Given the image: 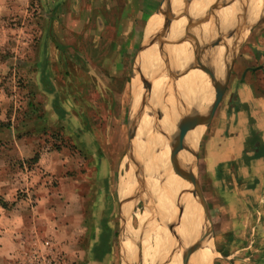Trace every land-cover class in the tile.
<instances>
[{
    "label": "rangeland",
    "instance_id": "374dc122",
    "mask_svg": "<svg viewBox=\"0 0 264 264\" xmlns=\"http://www.w3.org/2000/svg\"><path fill=\"white\" fill-rule=\"evenodd\" d=\"M103 1L112 0H16L12 8L0 3V264H20L34 247L40 248L45 242L49 243L47 249L37 250L59 260L76 259L80 252L87 260H106L114 238L109 223L116 235L119 232V219H115L119 210L117 182L126 173L133 179L138 172L133 169L137 156L132 151L127 153L128 67L116 64L121 59L117 55L122 44L130 45L131 41L113 40L112 47L113 38L107 32L102 37L109 38L100 39L102 32L96 24L100 11L96 7ZM113 1L109 20L119 22L113 24V37L118 32L122 40H128L131 31L136 32L128 50L137 55L144 29L141 11L147 9L144 2L150 1ZM122 3L132 8L134 24H120L125 20ZM195 3L192 9H196ZM198 9L191 14H198ZM225 11L233 17L232 9L224 8L222 14ZM261 16L241 55L243 64L247 61L246 65L253 67L243 65L235 75L237 82L243 81L247 70L264 64V9ZM179 22V28L185 25L184 19ZM254 52L258 56L252 60ZM237 60L238 56L231 61ZM252 74L248 81H261ZM230 92L234 99L228 111L237 113L239 91L235 88ZM137 141L144 150L146 144L139 138ZM195 148L198 151L200 143ZM191 162L188 174L192 171L196 177L203 198V191L209 194L205 200L211 217V224L206 222L207 234L213 232L215 245L220 253H226L224 258L215 253L211 264H264V243L258 242L260 237L264 240V234L256 231V226L264 224V212L260 217L256 210H264V202L259 205L258 200L264 196L263 187L259 193L253 183L242 184L245 176L238 173L227 176L224 192L215 195V188L205 185L198 159L192 156ZM262 171L264 168L252 170V179L260 178ZM185 183V192H191L193 185ZM248 192H254L257 199L241 200L240 196L246 197L243 193ZM178 195L168 225H173L180 209L185 208V201L177 205ZM154 199L158 206L157 196ZM136 206L145 209L142 201L135 202ZM18 235L28 243L32 237L34 246H28L19 260L15 259L14 246ZM255 240L258 243H253Z\"/></svg>",
    "mask_w": 264,
    "mask_h": 264
},
{
    "label": "crops",
    "instance_id": "0c3cea01",
    "mask_svg": "<svg viewBox=\"0 0 264 264\" xmlns=\"http://www.w3.org/2000/svg\"><path fill=\"white\" fill-rule=\"evenodd\" d=\"M148 1L150 2L148 3L144 2L143 4V6L147 9L144 10L143 8L141 11L140 21L141 23H143L144 29L140 43L143 44L146 39L152 38L153 39L152 47H154L155 49L154 53L158 55L159 62L155 71L159 79L162 80L163 96L162 93L160 94L159 98L158 96L156 97L153 96L152 99L155 98L156 101H152V99H149L150 95L148 94L149 91L151 94L152 91L151 89L153 88V84L147 72L145 71V68H143V63L141 62V59L140 60L138 59L140 57L138 56V54L134 55V53L132 54L131 50H128L131 47V43L137 38L136 32L134 33L133 31H131L130 34L131 39L128 40H122L119 37L120 35L118 34V32H116L115 36L113 37V24L118 25L119 22L113 23L111 19L109 20L110 17L109 12L113 10L115 2L113 0L103 1L101 7H96L100 11L99 15L96 16V18L99 17L96 20V24L100 26V30L102 32L100 39L106 40L107 38H109V36L107 38H104L105 33L107 32L108 35H110L113 38L111 40L112 47H113V40L131 41V43H129L130 45H128V43L126 42L122 44L124 45V47H121L119 54L117 55V57L121 59L116 63L117 65H120L122 67L124 64H126V66L128 67V81L125 84L128 94V105H127L126 118H125L126 129H127L126 136L129 145V149L127 150V153L129 151H132L135 157L134 143L138 139L137 136H139L138 129L142 119L147 117L151 121V130H150V134L143 137L144 139L143 138L141 139L142 136L139 138V140L142 143L147 138V136L149 137L151 135V137L149 138H153L155 137L156 133L158 136L161 135V137H164L166 140L168 138V140L171 143L172 149L174 147H178V145L175 143V141H173L171 134L179 138H182L183 141L191 145V148L192 145L196 146L198 145V143H200V148L197 151L198 165L200 164L202 169H204L203 177L205 178V185L207 184V186H209L213 190L215 188V192H216L215 195L224 192L223 187L227 176L231 177L233 175L234 177H236L235 175H237L238 173L245 176L244 178H242L243 180L238 179V180H242L241 181L242 184L249 186L253 183L255 186L258 187L256 189L259 190V193H261L260 191L261 187H263V191H264V171L261 172L260 178L257 179H252V174L254 175V172H256L257 170L260 171L261 168H264V64L259 66L257 65L255 66L254 69L247 70L246 73L244 74L245 76L243 78V81L241 82H237L235 75L237 74L238 70L240 71V68L243 65H246L248 63L246 61V63L243 64V60L245 59L241 58V55L245 48L244 43L245 40L249 38V35L251 34L254 28L253 26L257 25L256 21L261 20L262 18L261 12L264 9L263 8L264 5H260L259 3L260 0H245L247 3L244 0H242L243 2L240 0H234V1L218 0V2L215 0H213L212 2H210V0H195L196 3L194 6L196 9L199 8L198 14L192 15L191 12L193 13L194 10H196L191 8V4L194 3V0H181L183 3L182 7L179 6L180 4H175L174 7H172V0H167V3H164L163 0L161 3L159 2V0L158 1L155 0V2L154 0H148ZM248 1L250 3H248ZM253 1L256 2L254 3ZM204 2H209L211 4V8L203 7ZM0 3L2 5L7 4L8 5L7 8L10 7L12 8L13 3H17V2L16 0H3V2L2 0H0ZM123 4L124 3H122L121 5L123 6V10H124L123 13H125L124 14L125 20H123V22H120V24H129V25L134 24L135 19L132 16V8L128 9V6L126 4L124 5ZM151 4L153 5V8H151L152 7ZM201 4L202 7H200ZM245 5L246 8H249L250 11L249 15H246L248 13L244 12ZM59 6H62V3H60ZM236 7H239V10ZM224 8H226V10L232 9L233 17H230L228 11H225L223 17L218 18L219 15L217 16L216 14L217 13L219 14V12L221 13V11ZM214 11L216 12L215 15L213 14ZM126 14H130L131 15L130 18H128ZM154 15L158 17L159 24L156 29V32L152 35V37L149 38V35L146 34V28L149 24V21ZM224 15L233 18L232 21L230 20L229 25L225 24V21L223 20ZM246 16L247 17L249 16L248 17L249 19ZM126 18H128V20H126ZM179 19L185 20V25L182 26L181 28H179L176 24V21L180 23ZM214 19L218 21H214ZM209 21L212 23H210ZM208 23L210 24L208 28L211 29H207V26L209 25ZM173 24L174 27L172 26ZM230 25L232 26L234 25L233 28L232 27L230 28ZM172 27L174 28V32H176L177 30L178 31L177 33L179 34L173 33ZM205 28H206V32H205ZM232 29L234 30L231 31ZM199 34L200 36H198ZM232 39L233 41H231ZM173 40L176 43L172 42ZM184 40L186 43H184ZM188 41H191L189 42L190 44L187 43ZM209 42L212 43L210 44V46H209ZM174 43H175V48L178 47H179L178 49L181 48L180 50L177 51V54L175 53L174 50L173 52L171 48L174 46L172 45ZM192 43L193 45H191ZM199 44H203V45H201L200 47ZM217 44L218 46L216 47ZM262 47L264 48V45ZM175 48L173 47V49ZM235 52H237L238 60L236 63H233L231 60L232 57H235ZM110 56L113 57V54H111ZM184 56H186L185 60H181V57ZM202 56L204 57L202 58ZM253 56L254 58H252V60H254L258 55L256 54V52H254ZM261 58H264V54H262ZM138 60L140 64L139 66L135 67L136 61ZM127 64H129V66ZM251 65L252 64H248L245 67L251 68L253 67ZM196 69H199L198 74L199 72L201 73L198 75L199 78H201L199 80H195L194 78H192L193 76H197ZM252 72H253L252 75H256L257 77L262 78L261 81H255V82L248 81L249 73ZM135 75L138 76L137 77L138 81L134 80ZM188 77L190 78L189 80ZM176 80L178 81V83ZM174 82H176L175 86H173ZM179 83H181L182 85H180ZM202 86L205 89L208 88V92L205 96H202V94L199 91ZM235 88H237L239 91V96L237 100V113L228 111L229 104L232 103L234 99V97L230 94L231 93L230 89H235ZM146 96L149 97L147 98ZM144 101L146 102L147 106L146 104L143 105ZM198 101L200 102L199 104L202 103L203 107L202 105L200 106L197 105ZM134 106L135 108L137 107L136 110L133 108ZM145 107L148 108L146 109ZM199 110L201 111V113L199 112ZM197 111L199 112V114ZM206 111H208L209 114ZM197 114L199 115V117ZM160 116H161V121H160ZM157 121H160L159 122L160 124L159 123L156 124ZM166 123L168 124L167 125L168 127H171V132H169V134L166 130L164 131V127H165L164 125ZM131 125L133 127V132L130 135L129 127H131ZM161 128H163V130ZM196 131H198V133L194 135ZM193 136H195L194 139L192 138ZM241 139L249 140V141L244 143ZM189 141H191L193 144H191ZM234 143L237 144L233 145ZM171 146H170L169 154L172 153L173 151L171 149ZM180 151L181 152L184 151V153H186L189 156V158L192 159V155L190 154L189 151H187L186 148L185 149L183 148L182 150L180 148ZM174 159L175 156L170 159V167H171V172L175 174V176H177L178 179L176 180L174 185H172V183L171 186L168 185L170 186V189H168V186L164 187L165 184L163 183L165 179H162L163 177L161 178L159 174L156 175L155 172L149 167V165H147L148 171L151 170L150 173L152 172L153 173L150 176L147 174L145 175L144 165L139 164L137 161H136L137 165H135L133 169L138 170L137 169L138 167L142 172L139 171H138L139 173L135 172V178L133 179H131L129 176H128L129 178H127L126 177L127 173H126L121 177L119 182H117L119 185V191H117L119 210L117 215L115 214V219L116 217H118L120 229L118 234L116 235L115 234L116 231L114 230L115 229L114 225L112 226L110 223L108 225V230L109 231L113 230L114 238H113V242L111 241V243L109 244V249L106 254L107 257L106 260H99L96 258H90L87 260L86 258H84L85 253L80 252L76 257V259L67 257V261H64L62 258L60 260L61 261L60 264H167V262L164 263L165 259L159 260L160 256H164L163 255L164 253H166L165 258L169 259L170 260L169 262H171V264H174V262L178 264L177 262L178 259L174 258L173 254L169 250H167L168 247H173L183 254H187V253L190 254L191 259L193 258V254H195L196 257L198 256L197 258L199 260V264L213 263V258L215 256V253L219 254L221 249L219 248V246H217V244L215 245V241H214L215 237L213 235V232L212 234H207L208 231H206L207 228L206 222L210 225L211 217L209 216V220H208L203 213L202 220L198 215H195L190 218V219L192 218L195 219L196 217V222H195L196 224H194L193 222L191 223L189 219H187V217H184L183 218L184 220L181 221L183 211L185 210L189 202L192 201L190 197L192 198L195 197L190 192L187 193L188 190L187 189L185 190L187 186H184L183 194L181 196L182 191L179 187V185H181L180 179L183 180L181 177V173L187 168L186 167L187 163L181 166L177 164L176 160L174 161ZM230 164H232L231 165L232 168H230ZM227 168H230V170H228ZM231 169H233L232 172ZM238 169L239 171L236 172V170ZM252 170H254L253 173ZM125 178H127L126 183L127 184L129 183L128 185L131 187L130 189L129 187L123 186L122 181L125 180ZM147 184L152 185L150 189L147 187ZM131 189L132 192H131V196L129 197L127 196V194ZM158 190H161L162 192L166 190L165 192L169 194L170 199L168 200V203L165 205L167 207L164 206V203L160 207L158 195L160 194L161 196L162 192ZM174 191L176 192V194ZM247 191H251V189H247ZM203 194H204V200H207L209 194L206 196V193L204 191ZM243 194H247V196L241 197L240 196L241 193L238 194V196H240V199L243 201H245L246 199L248 200L257 199V195L254 194V192H248ZM177 195L179 196L177 199L179 200L178 205L179 204L182 205V203H184L185 201L184 203L185 208L183 210L180 209L178 219L173 225H168L169 221L167 223L166 222L162 223L164 221H167L168 220L167 218H169L170 220L171 217H169V214H171L173 210H176L174 209V205H175L174 199L176 200ZM156 196L158 200V206L157 204L156 206L159 212L154 213V208L149 207L150 205L149 202L153 204L152 201H155L154 198H156ZM258 200H260L259 205L264 202L263 194L261 195V198ZM138 201H142L143 207L145 209L140 210L137 209V206L136 208L134 207L135 202ZM198 204L201 207L199 202ZM144 210H146L147 213H145ZM256 210L258 215L262 217L264 210L261 208ZM252 215L253 216L255 215L256 217L257 214L253 213ZM141 217H146L144 220L146 224L139 223V219ZM143 224L145 226L148 225L146 229H142L145 228ZM165 228L168 229V232L165 230ZM188 228L197 232V234L195 235L197 240V242L196 240L195 242L197 246L198 243H200L199 241L201 240H205L206 242V244L204 243L202 246H200L201 248L200 247L198 248L199 249L198 251H197V247H195L196 245L195 242L193 245L194 247L192 246V244H188L191 241V238H189L187 232ZM20 229L23 228L21 227ZM32 230L34 231V229L31 226V231ZM256 231L259 234L262 233L264 234V224H260L258 227L256 226ZM148 235H150V237L151 236L155 237L157 244L159 245L155 247L154 245L155 241L154 243H152L153 245L152 248L156 249V250L152 249L151 251V256L152 257L154 256L153 258L155 259L154 262H151L149 256H147L148 252L146 250L147 249L146 237ZM178 236L179 238L183 237L185 239L183 245H181L178 242L177 239ZM211 236H212V244L211 241L209 240V237ZM23 237L24 236L22 235H18L17 236L18 240L15 241L16 243H14V246L17 249L15 256V259L17 260L21 259L24 256L28 246H30L29 248L34 247L31 246V244H33L32 237L29 243L28 241L24 240ZM173 238H175V240H173ZM256 238L257 237H255V239ZM115 241H117V243ZM144 241L146 242V244ZM208 242L211 244L212 248ZM258 242L264 243V240H262L260 237V241ZM258 242L255 240L253 243H258ZM162 245L164 248L162 247ZM189 245H191L192 247ZM43 247L44 246H42L41 244L40 248L39 247L38 248L34 247V248L35 250L37 249L42 250ZM256 247L257 246H255V248ZM214 249H216V252L214 251ZM198 253L201 254L198 255ZM220 254L221 257L226 255L224 251H222ZM204 255L208 257H206L205 259ZM155 256L157 257L155 258ZM261 259H264V257L263 258L261 257Z\"/></svg>",
    "mask_w": 264,
    "mask_h": 264
},
{
    "label": "bare ground",
    "instance_id": "6f19581e",
    "mask_svg": "<svg viewBox=\"0 0 264 264\" xmlns=\"http://www.w3.org/2000/svg\"><path fill=\"white\" fill-rule=\"evenodd\" d=\"M213 0H210V2H212ZM215 1H217V0H215ZM234 1V0H233ZM240 1H242V0H240ZM245 1V0H244ZM181 0H172V7H174V5L175 4H181ZM243 2V1H242ZM246 2V1H245ZM254 2V1H253ZM256 2V1H255ZM254 2V3H255ZM247 3V2H246ZM248 3H250L249 1H248ZM253 3V4H254ZM259 3H260V5H264V0H260L259 1ZM227 4V3H226ZM229 4H230V2H229ZM232 4H233V2H232ZM242 4V3H241ZM243 4H245V3H243ZM214 5V4H213ZM239 5V4H238ZM256 5V4H255ZM241 6V5H240ZM239 6V7H240ZM253 6V5H252ZM181 7V6H180ZM203 7H205V8H211V4L209 3V2H204V4H203ZM239 7H236V8H238V10H239ZM251 8V7H250ZM252 8H254V7H252ZM264 8V7H263ZM245 11L244 12H246V13H248V14H246V15H249V13H250V11H249V8H246V5H245ZM256 10V9H255ZM181 11H182V9H181ZM212 12V11H211ZM216 12H217V10H216ZM215 11H214V15H215V13H216ZM218 12H219V10H218ZM237 12V11H236ZM235 12V13H236ZM253 12V11H252ZM255 13V12H254ZM213 15V16H214ZM217 16L219 15L220 16V18H222L223 17V14H222V12L220 13L219 12V14L217 13L216 14ZM239 15H241V14H239ZM235 16H237V15H235ZM253 16V15H252ZM240 17V16H239ZM247 17V16H246ZM245 17V18H246ZM249 17V16H248ZM247 17V18H248ZM214 18V17H213ZM219 18V17H218ZM236 18V17H235ZM238 18V17H237ZM217 19V18H216ZM249 19V18H248ZM248 19H246V20H248ZM221 20V19H220ZM223 20L225 21V24L226 25H229V22H230V20L232 21V19H230V17L229 16H227V15H224V18H223ZM238 20V19H237ZM208 21V20H207ZM211 21V20H210ZM209 21V22H210ZM214 21H218V20H215L214 19ZM206 22V21H205ZM210 23H212V22H210ZM158 24H159V19H158V17L157 16H153L152 18H151V20L149 21V24H148V26H147V28H146V34L147 35H149V38L150 37H152V35L156 32V29H157V27H158ZM176 24H179L177 21H176ZM209 24V23H208ZM213 25V24H212ZM245 25V24H244ZM173 27H174V24L172 25ZM178 26V25H177ZM210 26V24L207 26V29H211V28H208ZM214 26V25H213ZM212 26V27H213ZM234 26V25H233ZM172 27V32L173 33H175V34H179V33H177L178 31L176 30V32H174V28ZM219 27V26H218ZM239 27H240V25H239ZM217 28V27H216ZM231 28V27H230ZM229 28V29H230ZM234 29H232L231 31H233ZM199 31H201V30H199ZM198 31V32H199ZM210 31V30H209ZM205 32H206V28H205ZM216 32V31H215ZM219 32V31H218ZM181 33V32H180ZM201 33V32H200ZM212 33V32H211ZM214 33V32H213ZM237 33V32H236ZM233 34V33H232ZM235 34V33H234ZM184 35V34H183ZM198 36H200V34L198 35ZM213 37V36H212ZM235 37V36H234ZM233 37V38H234ZM242 37V36H241ZM183 38V37H182ZM218 38V37H217ZM215 39V38H214ZM176 40V39H175ZM178 40V39H177ZM186 40V39H185ZM185 40H184V43H186L185 42ZM172 42H175L174 40L172 41ZM178 42V41H177ZM189 42H191V41H188L187 43H189ZM176 43V42H175ZM175 43L174 44H172V45H174L173 47L175 48ZM193 43H195V42H193ZM193 43L191 44V45H193ZM205 43V42H204ZM207 43V42H206ZM219 43V42H218ZM222 43V42H221ZM190 44V43H189ZM210 44H212V43H210L209 42V46H210ZM215 44V43H214ZM180 45V44H179ZM200 45V47H201V45H203V44H199ZM221 45V44H220ZM177 46V45H176ZM187 46V45H186ZM189 46V45H188ZM218 46V44L216 45V47ZM173 47H171L172 48V51L174 50L175 51V53L177 54V51L178 50H180V49H178V48H175V49H173ZM205 47V46H204ZM215 47V46H214ZM213 47V48H214ZM231 47V46H230ZM219 48V47H218ZM220 48H221V46H220ZM154 51H155V49H154V47H151V48H149V49H147V51L143 54V57H142V61H146L147 63H148V66H149V71L151 72V74L152 75H157L156 74V68H157V65H158V62H159V59H158V55L157 54H155L154 53ZM173 51V52H174ZM181 54V53H180ZM180 56V55H179ZM182 56H183V54H182ZM176 57V56H175ZM204 56H202V58H203ZM185 58H186V56H184V58L183 59H181V60H185ZM139 60H140V58H138ZM199 59V58H198ZM217 59V58H216ZM139 60L138 61H136V64H135V67L136 66H139V64H140V62H139ZM177 60H180V59H177ZM200 63V62H199ZM214 64V63H213ZM197 66H198V64H197ZM216 66V65H215ZM218 66V65H217ZM195 67V66H194ZM138 68V67H137ZM143 68H145V65H144V63H143ZM177 69V68H176ZM182 69V68H181ZM135 70V69H134ZM141 70V69H140ZM198 70L199 69H196V71H197V76H193V75H191V76H193L192 78H194L195 80H199V79H201V78H199V74H201L200 72H199V74H198ZM142 71V70H141ZM140 71V72H141ZM145 71L147 72V70H146V68H145ZM177 71V70H176ZM175 72V71H174ZM191 72V71H190ZM194 72V71H193ZM192 74V73H191ZM209 74V73H208ZM138 76L137 75H135L134 76V80L135 81H138V78H137ZM140 77V76H139ZM146 77V76H145ZM206 78V77H205ZM190 78L188 77V80H189ZM209 79V78H208ZM139 80H141V79H139ZM144 80V79H143ZM177 80H178V78H177ZM176 80V81H177ZM193 80V79H192ZM134 81V82H135ZM152 81H154V80H152ZM186 81H187V79H186ZM186 81H185V83H186ZM191 81V80H190ZM193 82V81H192ZM136 83V82H135ZM177 83H178V81H177ZM183 83V82H182ZM195 83V82H194ZM180 85H182L181 83H179ZM176 85V82H174V85L173 86H175ZM179 85V86H180ZM162 87H163V85H162V80L161 79H157V81H155L154 83H153V88L151 89L152 91H151V94H150V91H149V94L148 95H150V97H149V99H152L153 98V96H158V98L160 97V94H161V92H162ZM184 88V87H183ZM180 89H181V87H180ZM192 89V88H191ZM185 90V89H184ZM200 91V93L202 94V96H205L206 94H207V92H208V88H203V86L201 87V89L199 90ZM145 93V92H144ZM145 96V95H144ZM147 97V96H146ZM147 97V98H148ZM193 98H195V97H193ZM136 100H137V97H136ZM135 100V101H136ZM196 100H197V97H196ZM152 101H156V99L154 98V99H152ZM194 101V100H193ZM137 102V101H136ZM201 102H203V101H201ZM213 102V101H212ZM195 103H197V102H195ZM200 102L198 101V103H197V105H202V103L201 104H199ZM208 103H209V101H208ZM135 104V103H134ZM137 104V103H136ZM146 104V102L144 101V104L143 105H145ZM150 104V103H149ZM152 104V103H151ZM154 104V103H153ZM177 104V103H176ZM138 105V104H137ZM205 105V104H204ZM207 105H209V104H207ZM141 106V105H140ZM146 106H147V104H146ZM150 106H152V105H150ZM156 106V105H155ZM139 107V106H138ZM202 107H203V105H202ZM135 110L137 109V107L135 108V106L133 107ZM146 108V107H145ZM148 108V107H147ZM146 108V109H147ZM198 108V107H197ZM145 109V110H146ZM140 110V109H139ZM148 110H151V109H148ZM201 110V109H200ZM199 110V112L201 113V111ZM134 111V110H133ZM132 111V112H133ZM141 111V110H140ZM198 112V111H197ZM199 112H198V114H199ZM207 113H208V111H206ZM134 113V112H133ZM187 113V112H186ZM185 113V114H186ZM206 113V114H207ZM188 114V113H187ZM190 114V113H189ZM197 114V115H198ZM209 114V113H208ZM207 114V115H208ZM158 116V115H157ZM182 116H183V114H182ZM181 116V117H182ZM191 116V115H190ZM189 116V117H190ZM186 117V116H185ZM192 117V116H191ZM198 117H199V115H198ZM205 117H206V115H205ZM178 119V118H177ZM183 119V118H182ZM201 119V118H200ZM156 120V119H155ZM187 120V119H186ZM203 120V119H202ZM202 120H200V121H202ZM206 120V119H205ZM160 121H161V116H160ZM160 121H157L156 122V124L157 123H159ZM184 121V120H183ZM195 121V120H194ZM142 123H140V130L142 131L141 132V135H139V137L138 138H140L141 136V139L144 137V136H146V135H148V134H150V130H151V121H150V119L149 118H143L142 119V121H141ZM163 122V121H162ZM161 122V123H162ZM185 122V121H184ZM181 123V122H180ZM160 124V123H159ZM158 124V125H159ZM163 125V124H162ZM168 124L166 123L164 126H165V129H164V131L166 130L167 132H168V134H169V132H171V127H168L167 126ZM161 126V125H160ZM193 126V125H192ZM157 127V126H156ZM160 128V127H159ZM162 130H163V128H161ZM139 130V129H138ZM154 130V129H153ZM139 132V131H138ZM152 132V131H151ZM156 132H157V130H156ZM155 132V133H156ZM153 133V132H152ZM198 133V131H196L195 132V134L194 135H196ZM164 134H165V132H164ZM154 135V134H153ZM156 135H157V133H156ZM155 135V137H153V138H149V137H151V135L148 137L147 136V138L144 140V142L143 143H145L146 144V147H145V149L147 150V152L145 153V149L144 150H141V145H140V143L137 145L136 144V141H135V143H134V146H135V156H137V159H136V161L139 163V164H141V165H144V171H145V175L147 174V175H152V173H150V171L151 170H149L148 171V168H147V165H149V167L154 171V172H157L158 170H159V172H158V174L161 176V178L162 179H165V181H164V183L163 184H165V186L164 187H167L168 185H170L171 186V183H172V185H174V183L176 182V180L178 179V177L177 176H175V174H173L172 172H171V167H170V159L172 158V157H174L175 156V159H174V161L176 160V163L177 164H179V165H184L185 163H187V168H190V166L192 165V163L190 162L192 159H190L189 158V156L186 154V153H184V151L183 152H181L180 151V148H179V146L178 147H174L173 149H172V146H171V143H170V141L168 140V138H167V140L164 138V137H161V135L160 136H156ZM164 136V135H163ZM194 137L195 136H193L192 138L194 139ZM144 139V138H143ZM192 139V140H193ZM138 142V141H137ZM141 142V141H140ZM173 142V141H172ZM191 144H193L191 141H189ZM142 143V142H141ZM173 144V143H172ZM195 144V143H194ZM170 146H171V149L173 150L172 151V153H170L169 154V152H170ZM177 146V145H176ZM193 146V145H192ZM182 150V149H181ZM141 152H142V156H141ZM140 156V157H139ZM189 162V163H188ZM173 167V166H172ZM179 168V167H178ZM137 169H138V171L139 172H142L138 167H137ZM175 170V169H174ZM177 171V170H176ZM179 171H181V170H179ZM174 173H175V171H174ZM178 173V172H177ZM160 176H159V178H160ZM129 178V177H128ZM127 179V178H126ZM125 179V180H126ZM151 179H153V178H151ZM145 180V179H144ZM149 181V180H148ZM151 181V180H150ZM160 181H161V179H160ZM123 182V186L124 187H129V186H127L128 184L127 183H124V181H122ZM177 182H179V181H177ZM180 182H181V185H179V187H180V189H181V191L183 192V189H184V186H186V183L183 181V180H181L180 179ZM147 183H150V182H147ZM160 185V184H159ZM151 186L152 185H150V184H147V187L150 189L151 188ZM170 186H168V189H170ZM163 188V187H162ZM177 188V187H176ZM179 189V190H180ZM178 190V189H177ZM176 190V191H177ZM185 190H186V188H185ZM158 191H161V190H158ZM166 190H164V192H165ZM162 192V191H161ZM162 192L161 193V196L163 197V200H162V197L160 196V194L158 195V197H159V203H160V207H161V205H163V203H164V206L168 203V200L170 199L169 198V194L167 193V192ZM170 192H171V190H170ZM175 192V191H174ZM173 193V192H172ZM179 193V192H178ZM156 194H158V193H156ZM175 194H176V192H175ZM164 195V196H163ZM171 197V196H170ZM190 197V196H189ZM172 198V197H171ZM190 199L192 200V201H190L189 202V204L186 206V208H185V210L183 211V215H182V219H181V221L182 220H184L183 218L184 217H187V219H189V221L192 223H194V224H196L195 222H196V217H195V219H190L191 217H193V216H195V215H198L200 218H201V220L203 219V217H202V215H201V211H200V209H199V206L197 205L198 204V200H197V197H196V199L195 198H192V197H190ZM174 201H175V199H174ZM153 202V207L152 208H154V213L155 212H159V210L157 209V206H156V203L154 202V201H152ZM169 205V204H168ZM165 207H167V206H165ZM197 208V210H196V212H195V209ZM161 210V209H160ZM174 214H175V210H173L172 212H171V214H169V217H171V218H173V216H174ZM145 218L146 217H141L140 219H139V223H145L146 224V222L144 221L145 220ZM170 218V219H171ZM168 219V220H167ZM166 220L167 221H164V222H162V223H167L168 221H169V218H167ZM184 222V221H183ZM186 223V222H185ZM144 225V224H143ZM145 226V225H144ZM148 225H146L145 226V228H142V229H146V227H147ZM192 227V226H191ZM125 229V228H124ZM177 232H178V229H177ZM188 236H189V238H191V241L188 243V244H192V246L194 245V242H195V240H196V237H195V235L197 234V232H195V231H193L192 229H190V228H188ZM147 234V233H146ZM145 234V235H146ZM201 236V235H200ZM177 239H178V242L181 244V245H183L184 244V241H185V239L182 237V238H179V236L177 237ZM145 240V239H144ZM146 240H147V252H148V254H147V256H149V259L151 260V262H154L155 261V259L151 256V251H152V249L153 250H156V249H154V248H152L153 247V245H152V243H154V241H155V247H157V246H159L158 244H157V241H156V239H155V237H153V236H151L150 237V235H148L147 237H146ZM199 240H200V238H199ZM145 242V241H144ZM196 242H197V240H196ZM196 242H195V244H196ZM200 243H198V246H197V244L195 245V247H197V251L199 250L198 248L200 247V246H202L204 243L206 244V242H205V240H201V241H199ZM209 243V242H208ZM145 244H146V242H145ZM210 244V243H209ZM138 245V244H137ZM165 246V245H164ZM189 246H191V245H189ZM191 246V247H192ZM210 246H211V244H210ZM162 247H163V245H162ZM194 247V246H193ZM164 248V247H163ZM169 248V247H168ZM201 248V247H200ZM211 248H212V246H211ZM194 249V248H193ZM145 250V251H146ZM168 250V249H167ZM146 252V253H147ZM154 252V251H153ZM201 252V251H200ZM203 252H204V249H203ZM208 252V251H207ZM207 252H205V253H207ZM163 253V252H162ZM161 253V254H162ZM160 254V255H161ZM165 254L166 253H164L163 255L164 256H160L159 257V260H164V263H166L167 262V264H171V262H169L170 260L169 259H166L165 258ZM199 254H201V253H198V255ZM156 255V254H155ZM213 255H214V253H213ZM205 256V255H204ZM157 256H155V258H156ZM167 257V256H166ZM173 257L174 258H176V259H178L177 260V262H178V264H182L183 262H182V260L180 259V255L179 256H174L173 255ZM198 257V256H197ZM196 257V255L195 254H193V258H192V260H193V263L194 264H199V260H198V258ZM206 257H208V256H205V259H206ZM146 258H148V257H146ZM169 258V257H168ZM162 262V261H161ZM169 262V263H168ZM157 263V262H156ZM174 264H176L175 262H174ZM202 264V263H201ZM204 264V263H203Z\"/></svg>",
    "mask_w": 264,
    "mask_h": 264
},
{
    "label": "water",
    "instance_id": "95a60500",
    "mask_svg": "<svg viewBox=\"0 0 264 264\" xmlns=\"http://www.w3.org/2000/svg\"><path fill=\"white\" fill-rule=\"evenodd\" d=\"M164 3H167V0H163ZM152 43H153V39L150 38V39H146L144 41V43L142 44V47L140 48V51L138 53V56L140 57L141 59V62L144 63L145 65V68L147 70V74L152 82V84L157 81V79H159V77L157 75H152L151 72L149 71V66H148V63L145 61H142V57H143V54L147 51V49L151 48L152 47ZM237 56V52H235V57ZM154 80V81H152ZM162 93V92H161ZM162 96H163V93H162ZM133 132V127L131 125V127H129V133L130 135L132 134ZM171 137L173 139V141H175V143L180 146L181 149H187V151L190 152V154L195 158L197 159L198 158V154H197V149L195 148V146H192L191 148V145H189L188 143H186L185 141L182 140V138H179L173 134H171ZM192 163V162H191ZM187 169L186 168L182 173H181V177L184 181L188 182L189 184L193 185V190L191 189L190 193L196 198L197 197V200L198 202L200 203L201 207H202V210L204 212V215L206 216V218L209 220V215H208V212H207V207L205 205V200L203 198V195L201 193V190L199 188V185L197 183V180H196V177L193 176V173L192 171L187 172ZM183 192L181 193V196H182ZM179 200H177V203H178ZM178 205V204H177ZM209 240L211 241V244H212V236L209 237ZM168 250L174 255V256H179L180 255V259L183 261V263L185 264H194L193 263V260L190 258V254H183L181 252H179L178 250H176L175 248L173 247H169Z\"/></svg>",
    "mask_w": 264,
    "mask_h": 264
},
{
    "label": "built area",
    "instance_id": "2783aa9c",
    "mask_svg": "<svg viewBox=\"0 0 264 264\" xmlns=\"http://www.w3.org/2000/svg\"><path fill=\"white\" fill-rule=\"evenodd\" d=\"M49 246L48 242L44 243V249ZM21 264H60V260L56 257L50 256L47 252L33 250L31 254Z\"/></svg>",
    "mask_w": 264,
    "mask_h": 264
}]
</instances>
